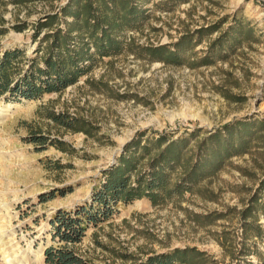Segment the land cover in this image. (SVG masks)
Segmentation results:
<instances>
[{"label":"rangeland","instance_id":"374dc122","mask_svg":"<svg viewBox=\"0 0 264 264\" xmlns=\"http://www.w3.org/2000/svg\"><path fill=\"white\" fill-rule=\"evenodd\" d=\"M66 1L2 9L8 32L0 36V52L20 45L32 54L37 46L32 27L18 32L12 26L30 25ZM147 7L144 26L124 35L141 46L176 44L187 33L219 26L198 37L200 43L187 51L181 66L126 51L104 58L62 93L27 102L0 97L5 114L0 116V264L3 256L14 255L21 256L15 264H43L52 238L50 218L88 201L103 171L138 134L179 137L254 114L264 118V0H154ZM236 19L249 36L225 53L216 49L213 63L204 65L212 43ZM52 113L88 121L96 133L67 131L50 118ZM34 133L66 142L71 153L54 146L42 151L29 142ZM261 175L250 155L233 158L200 184L205 195L186 193L159 206L148 199L122 205L112 220L88 231L79 249L95 264H139L150 255L185 247H197L221 264H261L264 241L254 239L258 250L241 254L246 243L239 214ZM58 188L72 191L41 203L42 195Z\"/></svg>","mask_w":264,"mask_h":264},{"label":"trees","instance_id":"16d2710c","mask_svg":"<svg viewBox=\"0 0 264 264\" xmlns=\"http://www.w3.org/2000/svg\"><path fill=\"white\" fill-rule=\"evenodd\" d=\"M52 1L0 0V36L8 32L4 27L7 21L2 9L9 4L19 7ZM153 1L67 0L30 25L27 22L15 24L12 28L18 32L31 26V37L37 46L30 55L27 47L20 45L0 52V97L27 102L62 93L92 73L104 58L126 51L148 57L151 62L181 66L187 51H193L200 43L201 38L198 37H202L204 31L213 34L218 29L219 25H215L187 33L176 44L141 46L134 39L129 41L124 37L125 33L144 26L149 18L147 6ZM243 26V22L236 19L212 43L203 64L213 63L212 55L217 51L225 53L233 43L240 42L243 35L248 37L250 33H244ZM231 99L239 101L242 98ZM50 118L73 133L82 132L88 136L96 133V128L88 121L69 114L52 113ZM153 134L145 138L147 134L140 133L123 147L116 162L103 171L101 182L93 188L88 201L71 210H58L50 218L52 238L45 250L43 264H95L79 246L89 230L98 229L112 220L119 213L120 206L141 199H148L153 206H159L181 200L186 193L205 195L200 184L214 177L233 158L245 155H250L259 164L262 175L256 188L249 190L245 207L239 213L246 243L241 254L248 257L255 253L253 248L258 250L254 239L264 241V224L260 223V218H264V118L254 114L213 131L196 129L179 137ZM29 142L42 151L50 146L62 152L72 151L66 142L37 133L31 135ZM56 167L62 168L61 164H56ZM71 191L58 188L42 195L41 203L64 197ZM239 263L252 264L247 261ZM139 264L221 263L197 247H185L150 255Z\"/></svg>","mask_w":264,"mask_h":264},{"label":"bare ground","instance_id":"6f19581e","mask_svg":"<svg viewBox=\"0 0 264 264\" xmlns=\"http://www.w3.org/2000/svg\"><path fill=\"white\" fill-rule=\"evenodd\" d=\"M0 116H5L4 112L1 111ZM20 257L18 255H14L12 257L11 256H3V261H4V264H15V262L17 260L18 261L20 260Z\"/></svg>","mask_w":264,"mask_h":264}]
</instances>
